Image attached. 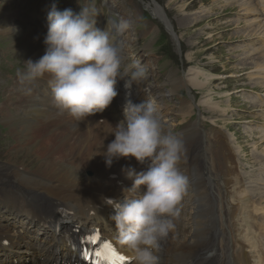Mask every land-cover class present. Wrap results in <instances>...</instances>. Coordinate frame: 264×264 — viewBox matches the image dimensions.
Wrapping results in <instances>:
<instances>
[{
  "label": "bare ground",
  "instance_id": "1",
  "mask_svg": "<svg viewBox=\"0 0 264 264\" xmlns=\"http://www.w3.org/2000/svg\"><path fill=\"white\" fill-rule=\"evenodd\" d=\"M219 5L237 8L232 12L238 14H247L232 22H224L223 26L237 27L246 23L245 27H241L243 31H238L235 36L256 37L254 45L259 47L254 48L243 42L231 50L235 53L243 48V54L250 57V61H243V67H253L255 73L259 74V77L252 74L253 79L262 83L256 85L264 87V40H261L264 38V0H223V4ZM180 7L183 11L186 4ZM152 10L158 15L155 8ZM7 11L0 13V34L12 35L10 21H16L13 17L18 14ZM209 18L212 16L190 13L181 16L178 25H193ZM165 25L173 24L170 21ZM45 26L48 27V20ZM22 39L23 42L18 40L13 45L17 48L18 45L32 42L29 60L34 62V59L46 53L47 47L32 34L24 33ZM122 42L124 46V40ZM242 55L236 54L234 58ZM207 74L202 73L198 66H191L183 76H177V71L170 68L165 74V83L171 85L170 89H159V97L155 98L153 104L157 108V116L166 121L172 118L173 110L182 119V126L175 134L183 139L187 149L179 168L189 180L176 228L161 243L160 264H264V217H256L255 199L252 197L255 191L259 196L264 195V145L257 146L259 142L264 143V129L245 128L246 133H258L255 135L259 137L258 141L251 144L254 145L253 149L259 147L260 156L262 154L259 159L260 156L251 150L252 158L260 163L252 172L256 176L253 181H260L255 190L251 176L243 179L237 171L234 156L241 151L231 149L229 136L224 132L217 129L212 135L208 134L210 146L208 149L200 148L199 137L203 130L198 131L191 123L194 102L190 93L192 88L204 90L208 87L211 77ZM146 80L149 81L148 78ZM191 80H195L196 88L191 85ZM125 85L123 80L120 87L123 92L117 100L124 103L130 99L135 104L150 101L142 83L133 82L130 88ZM183 89L186 90L184 97L180 93ZM135 95L139 96L135 98ZM167 95L168 101L165 99ZM211 95L213 93L204 91L198 101L203 112L210 116L217 113L224 115L228 107L214 102L209 97ZM10 97L16 101L12 102L9 97L5 99V120L16 128V137H25L27 147H34L36 157L43 162L38 163V167L46 170L45 174H39L37 171H27L21 165L0 163V218L5 220V223L0 220V264H80L76 241L78 233L95 227L116 233L113 219L116 212L105 204L104 199L123 200L124 189L131 188L133 184V180L126 178V170L136 168L135 158H114L111 167H108L105 153L107 146L115 139L108 137L111 128L94 118L88 119L83 127L75 126L69 121L71 119L57 115L56 110L47 104L45 91L42 100L36 92L17 91L16 95L10 94ZM245 98L248 101L249 96ZM262 106L264 100L256 108L260 110ZM260 114H255L254 118L264 119V110ZM176 125L171 120V126ZM163 126L170 132L166 125ZM253 128V131L250 130ZM231 138L234 143L232 135ZM27 152L31 154L32 150L28 149ZM27 159L32 161L31 158ZM207 160H210L208 164ZM79 170H88L92 176L84 178L82 173H78ZM112 175L117 177L113 178ZM214 179L220 180V184ZM15 227L23 229L24 233L18 232ZM5 239L8 240L6 245L3 244Z\"/></svg>",
  "mask_w": 264,
  "mask_h": 264
},
{
  "label": "clouds",
  "instance_id": "2",
  "mask_svg": "<svg viewBox=\"0 0 264 264\" xmlns=\"http://www.w3.org/2000/svg\"><path fill=\"white\" fill-rule=\"evenodd\" d=\"M99 12L84 6L79 14L71 9L49 11L46 53L36 62H27V78L36 80L46 75L53 93L54 105L76 121L102 112L118 95L117 77L128 76L126 87L147 78V68L135 64L134 71L124 69L121 37L134 21L122 20L113 31L96 27ZM125 121L115 129V139L107 146L106 165L113 159L135 158L147 170H126L133 180L124 189L123 200L105 198L114 208L118 243L131 253L132 264H160L162 241L176 228L181 215V202L187 195L189 180L179 165L187 149L178 134L166 132L150 101L125 106ZM143 187V190H142Z\"/></svg>",
  "mask_w": 264,
  "mask_h": 264
},
{
  "label": "rangeland",
  "instance_id": "3",
  "mask_svg": "<svg viewBox=\"0 0 264 264\" xmlns=\"http://www.w3.org/2000/svg\"><path fill=\"white\" fill-rule=\"evenodd\" d=\"M147 1L150 2V0ZM157 1L161 2L167 8L165 9L166 10L165 12L168 14V16L171 17L172 24L175 25V30L181 41V47H182L181 58H180V54L178 53L177 47L173 44V41L169 35L167 37L168 43L165 45L166 52H160L158 50L165 43L163 41V44H160L159 43L160 41L158 40L159 35L163 34L164 31L163 26L160 22L150 23L151 21L147 19L149 15H146L148 12L147 11L148 8L145 7V11H144V7L141 5L140 0H7L5 1V4H3L1 7L0 13L1 11L6 12L8 10L7 12L12 11L13 13H17L18 16L13 17V19H16V21H13L15 25L11 26L13 28L12 29L13 34L7 35L4 34L3 32H1L2 34H0V105L3 102L0 110L2 114V117L0 116V163L21 164L32 171L39 172V174H45L44 170H46V168L38 167V163H43V162H41L40 159L36 157L34 147L33 146L32 148L27 147L26 145L27 140L25 137H16L17 136L16 128L13 127V124L5 120L4 114L6 112V103L4 101L8 97L11 98L10 94L12 95L17 94L16 88H17V82L19 81L18 78L23 77V74L27 73V60L29 61V53L33 49L32 42H30L29 45H23V46L18 45L17 48H15L13 44L17 43L16 41L18 40L23 42L22 35L24 33H30L34 38L36 39L38 38L40 40L39 32L42 33L44 31L42 27L38 26L40 24V17L47 18L48 13L49 11L52 10L53 5H55L58 11L71 9L74 13L79 14L84 6H90L92 4L99 12L96 18L102 21L103 20L106 21L105 22L106 26L107 24L111 23L113 20H116L118 22L122 20L134 21L133 27L128 31H126L122 36L123 38H126L128 41L127 46L129 53L127 55L126 60L128 59L139 60V56L142 53V48L143 49L151 48L152 52L154 51L155 55L157 56L155 59H152L150 56L152 52H144L143 50V55L147 57V59H145L146 60L145 63L148 62L149 64V66L147 65L148 68L147 78L149 82H154L151 85H157L158 89L162 88L161 90H164L163 88H167V87L169 89L170 84L165 83L166 82L165 74L168 72L170 68H172L178 70L179 75H181L183 64L184 63L187 64L186 62L192 63V64L188 63L187 65H198L204 69L203 70L204 72L201 71L202 73H208L207 75L211 77L210 80L208 81V87L204 90L194 89L192 91V97L195 103L194 114L196 115L197 113H199L200 119L205 120V123L200 121V126L203 125L202 126L203 133L199 137L200 148L201 150L203 148L208 149V146H210L207 137L208 134L212 135L217 129L224 132L227 136H229V144H232L231 148L233 149V151L236 150L241 151L236 153L234 156L236 160L237 169L240 171L241 177L243 179H246L248 175H251L252 167L250 166L260 165L259 161H255L254 158H252L251 156V150L253 149L252 147L254 146L251 143L258 141L259 137L255 136L258 135L257 132L246 133L245 128L246 130H248V128L251 127H256V128L260 127L261 129V126H254L255 124L253 123V120L250 121V124L247 123L244 124L243 123L244 121L235 122V120H237L240 117H243L242 115H246V116L255 115L257 112L251 113L253 107L252 105H254V107H258L261 104L262 100L257 99L256 104L253 103L254 101L253 98L247 101L246 98L243 99L242 97H246L249 94L243 91L242 92L236 91L235 89L239 88L240 86L247 87V85L256 84V83L260 85L262 83L253 79L252 77L253 73L250 72L253 70V68H251L250 65H246L245 67H243L244 60L250 61L248 59L250 57L249 56L247 57L246 55L243 54V48L236 51L235 53L231 49L235 46H238L239 44H244V43L250 44L254 48L255 46L259 47V45H254V43H256L255 42L256 37L254 36L250 38L241 37L240 35L235 36V34L238 31H243L241 27H245L246 23L245 25L244 23L236 25L237 27L230 25L223 26L224 22L227 21L232 22L234 19H237V17L238 19H240L242 15H247V14H242V12H239V14L238 12L236 13L232 12V10L237 9L234 7L224 8V5L220 6L219 4L221 3L223 4V0H218V1L217 0H177V1L157 0ZM182 4H186L185 7L186 9L184 8L185 10L183 11L180 7ZM213 4L215 5L213 6ZM21 10L23 11L20 12ZM42 12L44 13L42 14ZM143 12H146V14H144ZM190 13H196L197 15H211L212 18H209L207 21L206 19H204L193 25L192 24L186 26H184V24H182L183 26L178 25L181 22V16H185ZM35 14H39L37 17L39 21L37 23L35 22L36 23L35 25H28L30 32L22 30L21 27L25 28L26 23H28V21H31L30 18H32V16ZM153 23H155L156 25L159 24L158 30L155 33L151 28L153 26ZM144 28L146 32L143 34L142 29ZM159 28H161V31H159ZM135 35H137V38L139 37L138 41H136ZM151 38L152 39L154 38V46H153V42L151 41L149 43V46L144 47V45L147 44V42H149ZM261 40H264V38H262ZM261 43L262 42H260L259 44ZM204 49L208 52H206ZM236 54H241V55L243 54V55L235 59L234 56H236ZM42 56L43 55H40L39 58L34 59V62L38 61ZM203 66H205L206 68H204ZM243 68H247V69L249 68V70L247 71L246 69L244 70ZM245 71H247L246 74H244ZM257 77H259L258 73H257ZM194 81L195 80L190 81L191 85L193 86H194ZM254 81L256 83H253ZM194 88H196V86H194ZM9 89L10 92H8ZM226 89L229 90L228 95L222 93ZM204 91L205 92L209 91L213 93V95L209 97H212L214 102H219L220 104L222 103V106L225 105L223 107H228V110L224 115L222 114L219 115L217 113L214 116H210L207 113H203L201 106H196V103H198V100L201 97V95L204 94ZM230 93L233 94L230 95ZM11 99L16 100L15 98H11ZM165 99L167 101L169 100L168 95L165 97ZM226 100H228V102H225ZM175 113H176L175 110H173V114H171L172 115L171 120H173L177 124L176 126H171V123L169 121H166V119H164V121H166L164 124L169 128L171 132H176L181 127L179 123L182 121V119L177 118L178 116ZM196 120L197 117H194L191 123L195 124L194 122ZM4 122H6L7 125ZM238 128H240V131ZM254 129L255 128L250 130L253 131ZM165 131L167 132L166 129ZM231 135L233 136L234 143L231 138ZM263 145H264L263 141L257 144V146H263ZM28 149L32 150L31 154L27 152ZM253 151L255 152V154H258V156H260L259 147H255ZM261 156L259 157V159L261 158ZM43 157L42 160L46 161L43 159ZM27 158L29 159L31 158L32 161H29ZM209 162L210 160H207V164ZM78 173H81V171ZM55 178L58 177L55 176ZM214 181L217 184H220V180L214 179ZM257 186L258 185H255L253 189H255ZM263 203L264 200H262L261 202L262 209L259 212V215L264 214Z\"/></svg>",
  "mask_w": 264,
  "mask_h": 264
},
{
  "label": "snow or ice",
  "instance_id": "4",
  "mask_svg": "<svg viewBox=\"0 0 264 264\" xmlns=\"http://www.w3.org/2000/svg\"><path fill=\"white\" fill-rule=\"evenodd\" d=\"M87 239L91 244H96L100 241V235L97 233L87 237ZM83 256L86 260L95 256L93 264H123L127 259L125 256L120 255L110 242H104L94 253L85 249Z\"/></svg>",
  "mask_w": 264,
  "mask_h": 264
}]
</instances>
